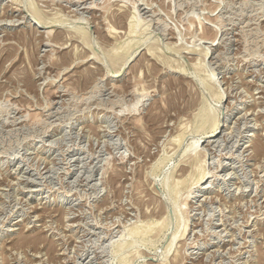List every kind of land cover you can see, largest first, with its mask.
<instances>
[{
  "label": "rangeland",
  "instance_id": "1",
  "mask_svg": "<svg viewBox=\"0 0 264 264\" xmlns=\"http://www.w3.org/2000/svg\"><path fill=\"white\" fill-rule=\"evenodd\" d=\"M0 264H264V0H0Z\"/></svg>",
  "mask_w": 264,
  "mask_h": 264
},
{
  "label": "bare ground",
  "instance_id": "2",
  "mask_svg": "<svg viewBox=\"0 0 264 264\" xmlns=\"http://www.w3.org/2000/svg\"><path fill=\"white\" fill-rule=\"evenodd\" d=\"M145 12H146V11H145ZM207 120H208V119H207ZM218 122H219V121H217V123L214 125V128H213L214 131L212 130L213 132L216 131V129H217V127H218ZM212 131H211V132H212ZM209 133H210V132H209ZM203 135H204V134H203ZM203 135H202V136H203ZM210 135H212V134H210ZM200 139H201V138H200ZM195 145H196V144H195ZM204 176H205V175H204ZM204 176H201V177H204ZM201 180H202V178H201ZM203 188H204V187H203ZM205 188H206V187H205Z\"/></svg>",
  "mask_w": 264,
  "mask_h": 264
}]
</instances>
